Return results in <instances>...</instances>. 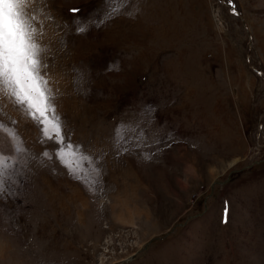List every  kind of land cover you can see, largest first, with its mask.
Instances as JSON below:
<instances>
[{
    "label": "rangeland",
    "instance_id": "rangeland-1",
    "mask_svg": "<svg viewBox=\"0 0 264 264\" xmlns=\"http://www.w3.org/2000/svg\"><path fill=\"white\" fill-rule=\"evenodd\" d=\"M32 14L77 155L0 98V264H264V0Z\"/></svg>",
    "mask_w": 264,
    "mask_h": 264
},
{
    "label": "snow or ice",
    "instance_id": "snow-or-ice-1",
    "mask_svg": "<svg viewBox=\"0 0 264 264\" xmlns=\"http://www.w3.org/2000/svg\"><path fill=\"white\" fill-rule=\"evenodd\" d=\"M35 2L0 0V98L23 106L25 114L43 126L47 139L55 136L57 145H62L58 156L63 162L66 155L75 156L77 153L62 133V124L53 106L48 79L42 71L46 67L42 55L46 50L39 43L43 33L40 26L35 24V16L32 14ZM228 2L231 3V0ZM3 127L0 123V128ZM11 135L15 138L14 133ZM15 150L23 151L19 142ZM81 159L86 158L81 156ZM8 167L7 158L0 154V185L4 182Z\"/></svg>",
    "mask_w": 264,
    "mask_h": 264
},
{
    "label": "bare ground",
    "instance_id": "bare-ground-1",
    "mask_svg": "<svg viewBox=\"0 0 264 264\" xmlns=\"http://www.w3.org/2000/svg\"><path fill=\"white\" fill-rule=\"evenodd\" d=\"M128 210V209H127ZM127 213V212H126ZM127 216V215H126Z\"/></svg>",
    "mask_w": 264,
    "mask_h": 264
},
{
    "label": "crops",
    "instance_id": "crops-1",
    "mask_svg": "<svg viewBox=\"0 0 264 264\" xmlns=\"http://www.w3.org/2000/svg\"><path fill=\"white\" fill-rule=\"evenodd\" d=\"M33 11V10H32Z\"/></svg>",
    "mask_w": 264,
    "mask_h": 264
}]
</instances>
